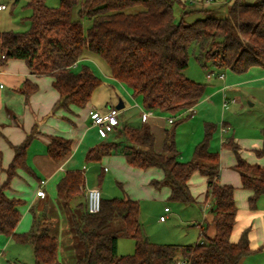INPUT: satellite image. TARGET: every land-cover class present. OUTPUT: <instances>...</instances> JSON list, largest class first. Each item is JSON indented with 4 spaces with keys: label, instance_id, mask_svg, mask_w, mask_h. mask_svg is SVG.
I'll return each instance as SVG.
<instances>
[{
    "label": "trees",
    "instance_id": "obj_1",
    "mask_svg": "<svg viewBox=\"0 0 264 264\" xmlns=\"http://www.w3.org/2000/svg\"><path fill=\"white\" fill-rule=\"evenodd\" d=\"M177 2L183 4L184 0H60L58 6L47 5L46 0H30L29 29L0 30V68L9 59H22L34 74L51 76L60 95L54 112L85 107L102 84L89 66L73 70L89 51L106 61L114 79L142 97L147 110L174 116L169 122L174 126L163 130L160 151L156 150L157 137L150 124L123 123L112 132L115 140L87 151V162L117 154L136 168H159L163 178L153 179L150 184L156 189L170 187L168 199L183 204L197 203L189 186L193 174L200 173L208 179L211 217L201 224L200 240L194 244H159L145 233L140 201L126 195H102L100 211L90 212L84 171L68 170L57 184V197L75 240L73 264H242L260 250L251 245L250 227L241 232L237 241L232 239L238 206L235 187L219 181L220 154L211 150L217 125L206 123L204 139L194 147L193 158L184 162L179 159L176 144V118L182 121V117L192 116L206 92V84L186 74L192 45L197 47L198 60L204 67L212 61L217 68L236 74L264 67V0L251 4L236 0L225 17L207 15L193 23H186L185 17L210 10L185 6L181 20L176 21ZM75 8L77 19L73 18ZM132 8L137 9L129 11ZM84 20L89 22L87 28ZM37 89L36 83L26 80L20 91L28 98ZM37 132L34 128L21 144L13 146L14 158L7 168L3 167L0 151V172L7 175L0 185V234L31 244L33 264H63L59 259V238L53 233L55 220L46 211L37 214L33 210L31 230L16 232L24 201L6 193L19 170L29 171L27 151ZM262 136L263 145L256 150L260 157L264 156V128ZM223 144L236 155L235 168L240 172L242 186L251 191L250 209L257 210L264 196V167L243 158L232 137ZM47 151L55 162H61L72 152V140L52 136ZM116 218L124 223L118 231L111 229ZM121 236L134 239L133 254L118 255Z\"/></svg>",
    "mask_w": 264,
    "mask_h": 264
},
{
    "label": "crops",
    "instance_id": "obj_2",
    "mask_svg": "<svg viewBox=\"0 0 264 264\" xmlns=\"http://www.w3.org/2000/svg\"><path fill=\"white\" fill-rule=\"evenodd\" d=\"M0 2L2 1L0 0ZM6 9L7 7L0 9V14ZM0 30L4 29L0 27ZM87 56L92 57L91 55ZM221 72L222 74L217 75L214 73L211 77H208V74H210L208 73L207 79L212 81L214 76H218V80L222 81V84L214 86V88L222 91L223 99L227 98L226 90L228 88L243 86L249 89L264 90V67H253L243 74H236L230 70H222ZM26 80L38 85L37 91L28 98L20 91ZM208 93L209 96L210 92ZM250 96L254 100V103L251 104L254 105L259 100V97L254 93H250ZM59 97L58 91L53 87V78L49 75L34 74L22 59H9L0 68V151L3 155L4 168H7L14 158L13 146L21 144L34 128L38 131L27 151L29 171L19 170L18 175L11 183V188L6 192L11 198L24 199L26 201V205H22L20 208L22 216L16 227V232L23 233L31 230L34 221L33 210H36L37 214L46 211L48 216L55 220L53 233L59 238L60 261L63 264H73L76 259V253L70 242L71 237L68 236L69 234L64 229L68 220L57 197V184L68 170H83L86 176V190L91 187H98L101 191L106 175H109V172L112 171L114 177L122 178V181H119V185L126 196L140 201V204L141 200L145 198L168 199L171 188L164 186L161 189H156L150 184L153 179L163 178L164 173L161 169L156 167L148 169L136 168L130 165L123 155H106L97 163L87 162V151L91 147L104 142L108 135H104L102 129L95 126L89 117V110L93 107L92 98L83 108L74 107L72 112L63 109L54 112V106ZM234 98L238 100L240 96L237 95ZM112 99L113 96H110V100ZM120 102L123 103V108H125L126 103L124 100L120 99ZM107 104L109 105L104 109L99 107L97 109L106 112L111 106H114L110 102ZM197 105L194 107V112ZM157 112L153 111V114L146 121L142 120V113L140 118L142 122L150 124L154 133L156 130L162 133L165 127L161 130L162 127L159 126V121L155 119L154 114ZM132 120L133 117H131ZM123 123H125V119L123 118L122 110L120 125ZM225 126L223 125L221 128V148L214 150L220 154L219 181L222 184L235 187L234 195L238 206L235 228L240 225L242 232L245 228L250 227L252 247L259 246L264 249V245H260L264 242V238L259 229L261 225L260 219L264 218V196L259 199L257 210L252 211L249 206L251 191L242 186L240 172L235 168L237 164L236 155L229 148L230 151H226L227 147L225 148L223 144L224 141L228 140L224 139ZM230 128L228 124L227 129ZM263 128L264 125L252 128L254 130H250L249 138L234 136V134L232 138L238 144L243 158L252 164H259L264 167V156L260 157L256 154V150L261 149L263 145ZM52 136H62L72 140V152L61 162H55L48 154V144ZM162 139L163 133L160 143H156V150L158 151L161 149ZM193 150L194 147L188 150L186 158L190 159L191 156L193 158ZM6 177L7 175L4 171L0 172V185L5 181ZM192 182L194 183L192 184ZM189 186L197 203L206 204L211 209L210 201L207 200V177L200 173H194L189 181ZM41 188L45 191V197L37 195L38 190ZM166 208L168 207L164 208V214L160 215V217L165 215V220L162 221L160 217L158 219L160 224L167 222V213L172 211L171 209L166 210ZM60 232H63V240L60 237ZM238 238L232 237L234 241H237ZM18 243L12 236L0 234V264H16V259H18L16 257L17 251L19 250V246L16 245Z\"/></svg>",
    "mask_w": 264,
    "mask_h": 264
},
{
    "label": "rangeland",
    "instance_id": "obj_3",
    "mask_svg": "<svg viewBox=\"0 0 264 264\" xmlns=\"http://www.w3.org/2000/svg\"><path fill=\"white\" fill-rule=\"evenodd\" d=\"M0 4H5L7 9L0 14L1 28L4 30L13 31H25L30 27L29 16L32 10L28 6L30 0H1ZM184 0L182 3L174 4V13L176 21H180L183 15V9L187 7L205 8L210 11H196L190 13L185 17L186 23H193L197 19L203 18L207 15L215 17H225L229 6L236 0ZM242 3H255L258 0H240ZM60 0H46V4L49 6H58ZM137 8H132L129 11H135ZM78 8L74 9L73 18H78ZM89 26L88 20H84V27ZM190 60L189 66L186 70V74L189 78L206 84V92L203 100L197 105L195 112L190 117L181 118L177 117L179 122L176 125V144L181 151L179 159L181 161H189L191 158H186L188 150L195 147L197 143L202 141L205 137L206 123H214L217 125V129L214 131L211 140V150L221 148V128L226 125L224 132V139H228L233 136H240L243 138L250 137V130L261 127L264 125V90H257L256 88H244L238 86L235 88H228L226 90V99H223L222 91L214 86L222 84V81L217 77H213L212 81L207 79V74L214 72L215 74H222V70L217 68L212 61L207 62V66L204 67L198 60V49L195 45L190 47ZM86 55L73 67V70L78 72L82 69L83 65L89 66L102 80V85L92 96L93 107H99L104 109L108 102L117 106L120 99H123L126 103L125 108H121V115L119 118H123L125 123L132 126H140L145 122L141 121L140 115L142 112L148 111L143 104V99L140 96H135L133 90L123 82L114 79L109 71L108 64L101 57L86 51ZM87 55H91L89 57ZM210 92V97L208 96ZM212 92V94H211ZM250 93H254L259 100L254 103ZM240 96V99L236 100L234 96ZM110 96L113 99L110 100ZM155 119L159 121L161 130L165 127H173L174 125L169 123V119L174 116L158 111L154 114ZM131 117L133 120L131 121ZM228 124L230 129H227ZM223 130V131H225ZM254 130V129H252ZM157 142L160 141L162 133L158 130L155 131ZM114 133L109 132L108 137L104 141L115 140ZM163 140V139H162ZM160 143V142H159ZM162 143V142H161ZM226 148V147H225ZM226 151H230L228 148ZM97 163V162H93ZM222 163V162H221ZM99 167V166H98ZM90 173V171H89ZM199 176V175H198ZM122 178H116L113 176V172H109L102 184V191L104 197H124L126 194L120 187ZM194 182H192L193 184ZM100 189V188H99ZM101 190V189H100ZM24 205H26V201ZM141 222L144 226V230L148 238L159 244H194L200 240L201 228L200 224H203L205 218L211 217V209L206 204H183L170 201L169 199H143L141 200ZM171 209V213L168 214L167 222L160 224L158 219L161 214H164V208ZM157 214V217H156ZM166 214V213H165ZM166 214V215H167ZM165 216V215H163ZM261 225L259 226L260 233L264 238V218L260 219ZM63 225V223L61 222ZM31 227V226H30ZM124 227L123 220L116 218L112 222V230H121ZM65 231L71 237V244L75 250V240L70 232L69 224L64 227ZM240 225H238L233 231V238L240 237ZM60 237L63 240V232H60ZM239 239V238H238ZM16 244V243H14ZM260 245H264L262 242ZM19 250L17 251L16 264H33L35 261L34 252L31 244L18 243ZM135 241L130 237L121 236L118 240V255H128L135 252ZM254 249H260L255 251L244 259L242 264H264V249L257 246ZM76 252V250H75ZM13 262V260H11ZM179 264H187L180 261Z\"/></svg>",
    "mask_w": 264,
    "mask_h": 264
},
{
    "label": "built area",
    "instance_id": "obj_4",
    "mask_svg": "<svg viewBox=\"0 0 264 264\" xmlns=\"http://www.w3.org/2000/svg\"><path fill=\"white\" fill-rule=\"evenodd\" d=\"M7 6L5 4H0V9H5ZM214 72L208 74V77H211ZM222 76V75H221ZM119 114H121V110L116 106H111L106 112H102L96 107H91L89 110V117L92 120V123L95 126H98L102 129L104 135H108L109 132H113L117 126L120 125ZM153 111L148 110L142 112V120L146 121L151 115ZM173 118L169 119V122H172ZM37 195L40 197H45L44 189H39ZM87 204L88 210L90 212H99L101 209V199L102 193L98 187H91L86 190ZM169 210V208H166ZM160 219L162 221L165 220V216H161Z\"/></svg>",
    "mask_w": 264,
    "mask_h": 264
},
{
    "label": "water",
    "instance_id": "obj_5",
    "mask_svg": "<svg viewBox=\"0 0 264 264\" xmlns=\"http://www.w3.org/2000/svg\"><path fill=\"white\" fill-rule=\"evenodd\" d=\"M118 109H121V108H123V103H119V104H117V106H116Z\"/></svg>",
    "mask_w": 264,
    "mask_h": 264
}]
</instances>
